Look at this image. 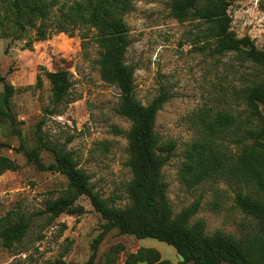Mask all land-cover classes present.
Here are the masks:
<instances>
[{
  "label": "rangeland",
  "instance_id": "1",
  "mask_svg": "<svg viewBox=\"0 0 264 264\" xmlns=\"http://www.w3.org/2000/svg\"><path fill=\"white\" fill-rule=\"evenodd\" d=\"M131 2L124 20L129 27L126 63L134 69V97L149 105L162 90L173 95L157 115L156 132L163 142L176 143L172 160L163 168L174 213L199 200L200 210L191 223L204 220L208 235L217 230L237 239L255 234L254 219L235 205L240 190L236 183L211 179L187 188L180 173L188 152L202 139L207 114L227 112L243 121L249 117L246 93L264 81V68L235 52L215 54L214 42L205 41L197 23H182L171 15V0ZM229 3L232 30L240 38L251 37L264 51V0ZM35 37V29L28 27L21 39L0 38V71L16 89L11 99L13 120L0 119V153L22 166L18 172L0 175V218L12 212L31 219L27 235L13 249L0 242V264H47L61 256L68 264H86L107 221L82 196L77 203L84 206V214L64 213L50 224L41 212L47 201L64 194L69 181L60 173L39 170L16 150L20 145L28 150L43 146L42 138L50 147L71 152L95 190L125 206L129 203L126 187L132 179L127 164L131 122L117 113L120 90L103 80L97 62L99 46L88 31L77 30L73 37L56 33L44 41ZM63 70L71 74L73 86L66 100L56 103L44 73ZM39 77L41 88L36 87ZM3 92L0 83V95ZM240 137L234 129L221 142L235 154ZM41 148L42 162L54 163L53 152ZM116 244L125 246L117 264H125L127 255L139 248L156 249L164 260L180 262L177 251L166 243L112 230L99 246L96 264Z\"/></svg>",
  "mask_w": 264,
  "mask_h": 264
},
{
  "label": "trees",
  "instance_id": "2",
  "mask_svg": "<svg viewBox=\"0 0 264 264\" xmlns=\"http://www.w3.org/2000/svg\"><path fill=\"white\" fill-rule=\"evenodd\" d=\"M229 8V0H171L170 3L175 19L197 23L205 41L214 42L215 54L235 52L245 61L264 68V51L257 48L251 37L240 38L235 34ZM131 9V0H0V38L21 39V33L28 27L35 29L36 41H44L56 33L73 37L77 30L88 31L99 46L97 62L103 80L120 90L117 113L131 122L127 132V164L132 179L126 187L129 203L125 206L117 205V198H104L96 191L89 174L80 168L71 152L50 147L42 138L43 146L32 150L24 145L17 148L39 170L60 173L69 181V188L61 197L45 203L41 215H46L50 224L64 213L82 215L86 210L77 202L82 196L89 198L94 210L107 223L94 240L93 252L86 264H96L99 246L112 230L168 244L185 258L177 264H264V81L247 90L245 103L250 114L246 120L227 112L204 117L202 139L193 145L183 164L180 179L187 188L211 179L236 183L240 190L235 205L256 224L255 234L242 239L221 230L208 235L204 220L191 223L200 210L199 200L175 214L168 198L163 168L172 160L176 143L161 140L156 132V120L173 95L162 90L149 105L141 104L134 97V69L126 63L129 27L124 20ZM27 46L33 49L31 42ZM44 75L51 84L54 101H65L73 86L71 74L63 70L45 71ZM0 83L4 84L0 119L13 120L11 99L16 89L1 71ZM42 84L43 79L39 77L36 87L41 88ZM234 129L241 134L240 146L237 153L231 154L221 139ZM41 147L53 152L54 163L42 162ZM21 168L18 162L0 153V175L18 172ZM30 223L31 219L12 212L1 217L2 246L13 249L21 243ZM124 250L123 244L113 245L97 264H117ZM139 263L174 264L152 248H140L125 259V264ZM47 264L68 263L61 256Z\"/></svg>",
  "mask_w": 264,
  "mask_h": 264
},
{
  "label": "water",
  "instance_id": "3",
  "mask_svg": "<svg viewBox=\"0 0 264 264\" xmlns=\"http://www.w3.org/2000/svg\"><path fill=\"white\" fill-rule=\"evenodd\" d=\"M178 256L180 258V262H184L185 261V258L180 253H178Z\"/></svg>",
  "mask_w": 264,
  "mask_h": 264
},
{
  "label": "crops",
  "instance_id": "4",
  "mask_svg": "<svg viewBox=\"0 0 264 264\" xmlns=\"http://www.w3.org/2000/svg\"><path fill=\"white\" fill-rule=\"evenodd\" d=\"M140 249V248H139ZM139 264H145V263H139Z\"/></svg>",
  "mask_w": 264,
  "mask_h": 264
}]
</instances>
